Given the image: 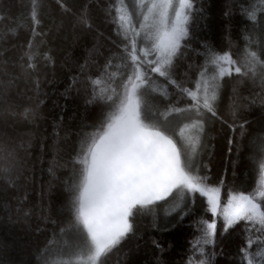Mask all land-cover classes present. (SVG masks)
I'll list each match as a JSON object with an SVG mask.
<instances>
[{"label":"trees","instance_id":"trees-1","mask_svg":"<svg viewBox=\"0 0 264 264\" xmlns=\"http://www.w3.org/2000/svg\"><path fill=\"white\" fill-rule=\"evenodd\" d=\"M116 2L36 0L39 23L33 32V0H0V167L6 163L5 149L15 150L23 172L15 187L0 181V264H36L35 250L48 245L54 233L60 238V227L68 219L70 193L64 181L71 182L74 149L79 138L92 131L100 115L98 103L89 102L88 77L95 78L108 58L115 61L120 54V37L113 31L111 17L106 15L109 4ZM60 3L77 14L86 10L91 27L77 22L72 12L60 8ZM253 5L257 9L264 7L261 0H195L200 11L194 14L174 78L192 86L208 49L227 51L235 60L243 58L246 47L256 50L259 29L247 17ZM26 52L34 55V69L20 67L26 63ZM86 61L82 71L80 65ZM9 80L11 85L5 87ZM152 81L158 90V110L170 105L183 107V100L177 105L181 94L163 77L154 74ZM116 83L119 84V76ZM233 88L238 95H234ZM260 91L258 83L233 72L224 79L217 108L221 120L206 129L198 159L200 171L214 185L224 178L222 200L229 189L247 192L257 187L259 174L251 159L256 149L250 141L264 130V110L257 96ZM254 99L257 102L251 103ZM233 100L248 104L247 108H240L235 119L229 107ZM25 108L35 109L36 118L25 119ZM241 123L243 133L238 127ZM229 124L237 126L233 129ZM54 158L57 166L50 174ZM204 208L205 203L196 198L194 202L189 200L182 219L176 218V213L165 217L158 210L160 218L155 224L152 214L137 215L135 235L110 254L107 264H188L190 257L196 264L200 257L192 244L199 235V220L202 216L211 218ZM221 231L222 221L218 219L215 245L207 246L209 264H241L243 222L223 235ZM63 239L71 242L73 237L66 234ZM50 247L55 251L57 246Z\"/></svg>","mask_w":264,"mask_h":264},{"label":"snow or ice","instance_id":"snow-or-ice-1","mask_svg":"<svg viewBox=\"0 0 264 264\" xmlns=\"http://www.w3.org/2000/svg\"><path fill=\"white\" fill-rule=\"evenodd\" d=\"M37 7L33 0V32L39 23ZM60 8L72 12L64 3ZM199 11L195 0H135L132 6L117 0L109 4L106 15L120 37V54L115 61L108 58L95 78L88 77L89 102L98 103L100 115L92 131L81 136L74 149L71 182L64 181L70 193L68 219L60 227V238L54 233L48 245L35 250L36 264H107L110 254L135 235L137 215L152 214L154 224L160 218L158 210L165 217L176 213V218L182 219L189 200H194L196 194L204 198L205 214H211V218L202 216L199 220V235L192 244L200 257L196 264H209L207 246L215 245L218 219L222 221L221 235L243 222L241 264H264V130L250 141L256 149L251 159L259 174L252 191L229 189L222 200L224 178L218 185L210 184L197 159L206 129L221 120L217 108L225 76L235 72L258 83L261 91L257 96L264 110V7L257 9L253 5L247 11L248 20L259 29L257 49L250 51L246 47L241 60L233 59L227 51L208 49L192 86H185L173 73L182 47L187 46L194 14ZM72 15L77 22L91 27L86 10ZM25 56L21 69H34V55L26 52ZM44 57L52 63L47 53ZM20 59L24 61V57ZM86 65L87 61L80 65L82 71ZM121 68L125 71L121 72ZM150 73L163 77L181 94L177 105L183 100V107L170 105L158 110L152 104L146 87L152 83ZM11 83L7 81L5 87ZM233 93L238 95L235 88ZM229 107L235 119L240 108L248 104L233 100ZM173 114L179 119H170ZM22 115L32 120L36 111L25 108ZM244 123L238 125L242 133ZM236 126L228 125L233 129ZM228 143H233L231 138ZM5 151L0 181L15 187L23 172L15 150ZM56 166L54 158L50 174ZM66 234L72 235L71 242L63 239ZM50 246L57 247L54 251ZM188 264H193L191 257Z\"/></svg>","mask_w":264,"mask_h":264},{"label":"rangeland","instance_id":"rangeland-1","mask_svg":"<svg viewBox=\"0 0 264 264\" xmlns=\"http://www.w3.org/2000/svg\"><path fill=\"white\" fill-rule=\"evenodd\" d=\"M134 2H135V0H125V3L127 4V5H129V6H132V5H134ZM145 66H147V65H145ZM154 74L155 73H150V76H151V79H153V76H154ZM228 76H225V78L224 79H226ZM146 87H148V92H149V97H150V99H151V101H152V104L158 109V104H159V101L157 100V87H156V85H155V83L152 81V83H151V85H149V86H146ZM153 89H155L154 91H153ZM174 116L173 117H169L170 119H179V117H176V115L175 114H173ZM157 118H160L159 117V115L157 116ZM204 140H205V136H204V138H203V144H204ZM202 144V145H203ZM253 146V150H255V146L254 145H252ZM199 154H200V152H199ZM197 159H199V155H198V157H197ZM210 184H212L211 183V181H208ZM196 198H199V199H201L203 202H204V198H202V197H200L199 196V194H196V196H195V199ZM195 199L194 200H191V202H194L195 201ZM189 203V202H188ZM205 207H206V205H205ZM210 217H211V214L210 213H207ZM241 223V222H240Z\"/></svg>","mask_w":264,"mask_h":264},{"label":"water","instance_id":"water-1","mask_svg":"<svg viewBox=\"0 0 264 264\" xmlns=\"http://www.w3.org/2000/svg\"><path fill=\"white\" fill-rule=\"evenodd\" d=\"M158 203H161V202H158Z\"/></svg>","mask_w":264,"mask_h":264},{"label":"flooded vegetation","instance_id":"flooded-vegetation-1","mask_svg":"<svg viewBox=\"0 0 264 264\" xmlns=\"http://www.w3.org/2000/svg\"><path fill=\"white\" fill-rule=\"evenodd\" d=\"M162 203V202H161Z\"/></svg>","mask_w":264,"mask_h":264}]
</instances>
